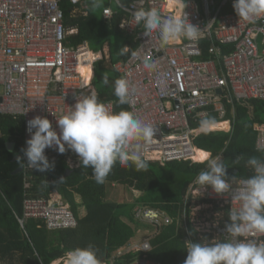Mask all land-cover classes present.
<instances>
[{
  "label": "built area",
  "instance_id": "2783aa9c",
  "mask_svg": "<svg viewBox=\"0 0 264 264\" xmlns=\"http://www.w3.org/2000/svg\"><path fill=\"white\" fill-rule=\"evenodd\" d=\"M65 1L70 6L71 18L88 16L87 0H0V114L23 119L24 148L30 138L29 120L47 117L59 131L52 112L57 116L67 113L76 103L74 95L97 93L91 84V67L102 57L91 52L87 42L70 45L69 38L78 34V26L66 25ZM115 1L119 11L104 9V21L122 15L118 27L135 43L139 59L133 61L129 56L113 69L137 89L135 102L128 110L157 128L144 155L148 162L162 166L177 161L199 163L194 124L213 114L225 118L226 95L228 103H232L230 96L238 102L264 101V17L255 23L240 20L233 0H184L185 8L179 6L178 0H130L128 5ZM150 7L158 8L165 16L185 12L190 22L203 30L200 38L195 43L182 38L162 48L158 34L145 37L142 26L133 17L136 10ZM144 59L154 61L157 70L144 69ZM84 69H90V73ZM104 103L116 111L114 101ZM255 130L256 147L264 145V126ZM45 154L55 162L60 156L66 158L73 170L80 167L71 150L59 154L48 148ZM33 170L26 164L23 168L27 178ZM53 195L46 198L33 194L31 184L27 183L20 225L38 220L51 231L75 229L78 221L70 205L60 195L56 199ZM204 206L210 211L217 208V215L223 214L224 222L205 220L200 230L194 211ZM188 208L190 225L199 235H215L218 239L214 241L228 238L225 225L230 223L226 219L232 208L231 195H218L211 186L193 185L184 202L185 223ZM134 217L140 225L152 228L149 238L134 242V248L131 243L118 256L137 252L140 255L131 264H161L149 256L153 250L151 240L163 227L171 225L173 218L148 205H137ZM248 239L264 243V235L253 234ZM189 242L192 241L188 237Z\"/></svg>",
  "mask_w": 264,
  "mask_h": 264
},
{
  "label": "trees",
  "instance_id": "16d2710c",
  "mask_svg": "<svg viewBox=\"0 0 264 264\" xmlns=\"http://www.w3.org/2000/svg\"><path fill=\"white\" fill-rule=\"evenodd\" d=\"M63 8L66 25L78 26V34L69 38L71 45L88 42L91 48L94 45L102 47L106 42H111L114 34L127 36L119 29L118 22L104 21L102 12L97 15L91 10L87 17L71 18L68 2L65 1ZM135 47L131 42V51ZM127 57L129 54L123 56L125 59ZM119 78L114 73L109 78L114 85L101 90L99 94L100 101L116 103V112L128 110V105L117 104L118 98L114 95L115 80ZM101 79V76L95 77L93 83L96 85ZM230 98L232 103L227 102L229 95L224 97V102L228 118L232 120V132L201 134L194 143L207 154L222 152L224 163L228 166V179L236 177L241 180L253 174L246 164L248 158L264 156V153L256 150L257 132L253 128L257 123L264 124V101L237 102L232 96ZM232 108H235V114L231 113ZM223 125L216 124L210 131L220 130ZM23 126V119L0 114V264H52L65 259L67 251L89 245L96 249L102 264H131L140 253L125 252L122 256L113 257L116 251L130 245L136 230L142 226L134 217L137 205L166 211L174 220L151 240L153 250L149 256L161 264H184L188 255L187 237L192 242L205 240L214 243L225 240L214 241L212 234L199 235L190 225L189 208L187 223L183 219L184 202L203 165L177 161L162 166L149 162L147 171H136L134 167H122L117 163L103 185L95 182L91 167L83 168L80 165L62 183H58L69 169L66 158L60 156L54 170L44 173L33 170L28 174L30 178H27L24 171L14 174L21 168L14 159L23 154ZM193 127L199 128V123ZM8 143H13L11 150L8 149ZM202 153L206 154L198 152L197 162ZM238 156L242 158L235 163ZM27 183L31 184V192L40 197L48 198L52 192H57L70 205L78 226L75 229L51 231L41 221L28 220L22 227L19 219L23 218ZM109 183L124 186L132 194L133 201L118 204L107 202L106 189ZM226 220L229 221V217ZM177 221L181 225L178 226Z\"/></svg>",
  "mask_w": 264,
  "mask_h": 264
},
{
  "label": "clouds",
  "instance_id": "9594fccd",
  "mask_svg": "<svg viewBox=\"0 0 264 264\" xmlns=\"http://www.w3.org/2000/svg\"><path fill=\"white\" fill-rule=\"evenodd\" d=\"M97 6L98 0H92ZM185 8L184 0H178ZM233 8L240 20L255 23L264 17V0H233ZM137 25L143 28L145 37L153 33L159 36L161 47H166L179 40L197 42L201 30L182 15L165 16L156 7L140 8L133 13ZM130 48L120 49L121 56L129 53ZM130 60L139 59V53L132 51ZM144 69L157 70L154 61L144 59ZM107 85V74L103 77ZM114 95L118 105L131 107L137 96V89L126 78L115 80ZM76 103L70 110L56 117L59 131L47 117L36 116L27 122L30 138L27 147L22 149L23 156L17 157L21 168L25 164L32 170L44 173L54 170L55 161H50L45 150L51 148L59 154L71 150L83 168L92 169L97 184L103 185L113 167L119 163L122 167H134L136 171H147L149 162L144 155L145 149L156 137L155 125L146 123L133 111L121 109L116 112L110 105L100 101L97 93L74 95ZM215 126L212 117L201 119L199 128L208 132ZM256 150L264 153V145H257ZM242 157L238 156L235 163ZM26 160V162H25ZM199 162L206 163L196 177L195 183L200 188L211 186L218 195H231L232 208L228 214L230 223L225 225L227 239L220 242H189L188 255L184 264H264V243L248 239L250 235H264V156H252L246 164L253 174L237 180L228 179L227 168L222 154H201ZM61 177L58 183H62ZM233 205H238L235 207ZM118 257V254L114 257ZM65 264H102L97 251L91 245L77 247L65 253Z\"/></svg>",
  "mask_w": 264,
  "mask_h": 264
},
{
  "label": "crops",
  "instance_id": "0c3cea01",
  "mask_svg": "<svg viewBox=\"0 0 264 264\" xmlns=\"http://www.w3.org/2000/svg\"><path fill=\"white\" fill-rule=\"evenodd\" d=\"M87 2L89 3V5H90V11L92 10L94 13H95V10L98 8V7H100V5L99 4H97V6H93V2L91 1V0H87ZM120 2H122L123 4H125V5H128V3L130 2V0H120ZM101 10H100V12H102L103 13V11H104V9H106V8H111V9H113V11L114 12H117V11H119V9H118V6H117V3H116V1L115 0H101ZM90 11H89V13H90ZM101 13V14H102ZM122 15H117L116 17H115V19H113L112 21H116V22H118V26H119V24H120V22H121V17ZM80 17H87V16H84V15H79L77 18H80ZM102 18L104 19V17H103V15H102ZM112 21H110V22H112ZM106 22H109V21H106ZM109 22V23H110ZM125 42H124V44H123V46H122V48L124 47V46H127V47H129L130 48V50H129V56L131 55V53L130 52H132L131 51V42H133L132 41V39H130V37H127V36H125ZM69 43H70V41H69ZM134 43V42H133ZM87 44H88V46H89V49L91 50V52H93V53H95V54H97V55H99V56H101L102 57V59L101 60H99L97 63H95L92 67H91V84H92V86L95 88V90L97 91V93H98V96H99V94H100V91L101 90H107V89H110L113 85H114V83L112 82V81H110L109 80V82H108V84L106 85L105 83H104V80L103 79H101V80H99V82H98V84H94L93 83V79L95 78V77H97V73H96V70H95V67H96V64H98L99 63V65H100V67L101 68H104V69H106L107 71H109L111 74H109V75H107L108 76V78H112L113 77V75H114V73H116L118 76H119V74L113 69V67H114V65L116 64V63H118V62H120V61H122V60H125V58H123V56L124 57H126L127 56V54L126 55H123V56H121L120 54L118 55V56H116V58L112 55V47H111V42H106L102 47H101V51H92V49L90 48V44L87 42ZM135 44V43H134ZM70 45H71V43H70ZM72 46H74V45H72ZM121 48V49H122ZM134 51V50H133ZM128 58V57H127ZM102 64V65H101ZM110 66V67H109ZM105 75H103V77H104ZM102 78V77H101ZM233 97V96H232ZM253 101V100H252ZM238 102V101H237ZM247 102H250V101H247ZM224 105H225V108H226V116H225V118H223V119H220L218 116H217V114H213V116H212V118H214L215 119V125L216 124H219V123H224V125L222 126V128L220 129V130H213V131H209V132H198L199 130H200V128H195L196 130H197V137L198 136H200L201 134H208V133H226V134H230L231 132H232V130H233V125H232V120L231 119H229L228 118V109H227V106H226V103H224ZM231 113L232 114H235V108H232V110H231ZM228 123H229V125H228ZM258 126H264V124H255L254 125V131L255 132H257L255 129L258 127ZM258 134V133H257ZM0 136H1V131H0ZM197 147V146H196ZM197 149L199 150V151H201V152H204V153H206L207 151H204V150H201V149H199L198 147H197ZM208 153H211V152H208ZM207 154V153H206ZM213 156H215L213 153H211ZM220 154H222V152L220 153ZM222 158H224L223 157V154H222ZM196 164H201V165H203V168L202 169H204L205 167H206V163H201V162H199V163H196ZM201 169V170H202ZM193 185H197L195 182L194 183H192L191 184V186H193ZM198 187H200L199 185H197ZM191 188V187H190ZM51 194H54L53 196H54V199H56V198H58L59 197V194L57 193V192H55V193H51ZM209 212H211L210 210H209ZM217 214H219V210L217 209V208H215V209H213L212 210V218L210 219V221L211 222H217V221H220L221 222V220H222V218H220V219H218L217 217L219 216V215H217ZM224 214H228V212H225ZM222 215V214H221ZM179 222L177 221V225L179 226ZM181 225V224H180ZM170 226V225H169ZM139 228H140V226H139ZM147 230H149L148 228H146ZM150 231V230H149ZM139 232H141V231H139ZM133 239H138L137 238V236H135ZM186 246H187V243H188V237L186 238ZM133 243V242H132ZM131 244V243H130Z\"/></svg>",
  "mask_w": 264,
  "mask_h": 264
},
{
  "label": "rangeland",
  "instance_id": "374dc122",
  "mask_svg": "<svg viewBox=\"0 0 264 264\" xmlns=\"http://www.w3.org/2000/svg\"><path fill=\"white\" fill-rule=\"evenodd\" d=\"M92 1V0H91ZM98 4L100 5L101 7V0H98ZM98 7L96 10H95V14L99 15L100 14V10L101 8ZM125 36L122 35V34H114L112 37H111V47H112V55L116 58V56L119 55V51L120 49L122 48L124 42H125ZM95 47L94 48H91L92 51H101V47L99 45H94ZM110 67V66H109ZM95 70H96V73L98 76H101L103 77V75L107 74H111L109 71H107L106 69L104 68H101L99 63L96 64V67H95ZM97 76V77H98ZM106 201L107 202H113V203H129V202H132L133 201V196L132 194L122 185H118V184H114V183H109L107 185V189H106ZM203 205V204H202ZM207 210H211V209H206V206L202 207V209L200 210H195L194 213L197 214V217H196V224L197 226L200 228V230L203 229V225H201L202 221H205V220H210L212 218V211L209 212ZM207 213V214H206ZM223 215V214H222ZM222 215L220 214V216H218L217 218L220 219L222 218ZM141 231V232H139ZM210 231V230H209ZM208 231V232H209ZM150 231L146 229V227L144 226H140L139 229L136 230V236L138 239H132L131 240V243L135 242V243H140L142 242V239H144L145 237L149 236L148 233ZM214 238H217L215 235H213ZM149 238V237H147ZM146 238V239H147ZM218 239V238H217ZM133 244L131 245L133 248H134V245L136 244ZM130 246V247H131ZM125 248H128V246H126ZM122 252V249L118 250L115 252V255H120V253ZM52 264H65V260H58V261H55L54 263Z\"/></svg>",
  "mask_w": 264,
  "mask_h": 264
},
{
  "label": "water",
  "instance_id": "95a60500",
  "mask_svg": "<svg viewBox=\"0 0 264 264\" xmlns=\"http://www.w3.org/2000/svg\"><path fill=\"white\" fill-rule=\"evenodd\" d=\"M7 146H8V149L11 150V149L13 148V143H8ZM19 156L22 157V155H19ZM17 157H18V156H17ZM17 157L14 159V161H17ZM22 171H23L22 168H18V169L14 172V174L21 173ZM72 171H73V169L69 168V169L66 171L65 175L63 176V178L65 179L66 177H68V176L72 173Z\"/></svg>",
  "mask_w": 264,
  "mask_h": 264
},
{
  "label": "bare ground",
  "instance_id": "6f19581e",
  "mask_svg": "<svg viewBox=\"0 0 264 264\" xmlns=\"http://www.w3.org/2000/svg\"><path fill=\"white\" fill-rule=\"evenodd\" d=\"M88 74L90 73V69L88 70V69H84ZM199 152H201V151H199ZM199 162V161H198Z\"/></svg>",
  "mask_w": 264,
  "mask_h": 264
}]
</instances>
